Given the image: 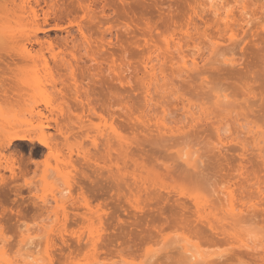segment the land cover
Returning a JSON list of instances; mask_svg holds the SVG:
<instances>
[{"label": "rangeland", "instance_id": "rangeland-1", "mask_svg": "<svg viewBox=\"0 0 264 264\" xmlns=\"http://www.w3.org/2000/svg\"><path fill=\"white\" fill-rule=\"evenodd\" d=\"M101 1L96 6L91 5L87 9L88 14L77 0H60L61 12L57 16H50L51 25L47 27V32L45 29L43 33H38L42 39L51 41V46L47 47L49 49L44 48L46 51L41 52L45 51V59L39 57L40 61L27 62L29 64L25 66L28 69L27 91L25 88V93L19 91L22 92L21 96L0 99V140L9 138L15 132L27 133L35 138L33 142L15 140L11 147L0 148L1 164L5 165L7 160L9 162L13 153L19 162L15 160L17 175L15 179H10L13 183L11 188L17 192L0 190L6 193L0 194V230L4 232L5 240H8L5 244H13L11 248L17 250V243L24 230L30 228V231H37V234L45 228L48 232L55 230L51 233L57 246L54 244L53 248L50 247L55 255L53 264H91L89 260L97 256L101 259L99 264L123 259L128 263L134 260L133 263L137 264H202L185 258L180 250L184 244H189L191 250L202 251L207 255L213 253V258L220 262L216 261V264H264V252L258 253L262 248L253 251L242 245L244 241L264 239V197L261 196L264 191V158H260L259 153L252 149L253 146H249L251 150L243 153L237 141H228L227 146L222 148L218 143L215 126L210 122L217 118L210 121L203 118L197 126L187 127V131L191 132L188 135H174L169 139V136L164 138L154 133L156 131L152 135V132L146 130V133H151L146 135L139 120L133 119L135 116H124L119 103V99L127 100L129 110L136 115L146 110L147 93L142 84L145 85L144 60L150 46L154 49L160 47L159 53L167 55L170 52L167 40H180L179 37H182L181 43H186L188 39L184 40L183 31L189 26L191 18H194L199 28L197 30L200 31L198 35H201L197 41L201 47L204 46L207 59L199 64L201 69L197 70L203 74L194 72L190 78L184 75L183 78L176 74L177 69L171 66L169 59L164 65L161 62L163 68H166L165 74L174 82L173 87L172 84L170 86L172 92L178 87L176 91L182 94L175 91L172 96L170 91L168 95L172 97L167 98L164 97L168 96L167 92L164 94L159 89H152L153 97L157 101L167 100L171 112L180 106L176 108L174 104L177 103L175 97L181 95L197 104L204 102L207 112H218L220 110L215 102L222 95L226 112L233 111V115L238 116L244 111L248 117L245 122H251L248 126H255L264 132V26L261 25H264V0H253L256 2L249 8L251 12L256 10L253 11L257 16H254V24L244 29L237 27L236 40L222 42V48L212 54L208 52L206 43L210 45V37L221 39L224 31L221 33L214 23L209 22V25L204 22L210 16L204 6L206 0H108L105 7L107 14L102 13L105 2ZM150 20L151 26L148 25ZM148 26L150 29L152 27V31ZM80 27L93 41L99 40L93 44L91 51L97 52L100 60V50L106 48V51L112 52L116 58V74L110 75L104 65L99 66L90 60L83 49L80 48L82 52H78L82 43L79 40ZM36 28V25L26 22L18 30L21 34H28ZM191 30L192 33L196 31L194 26ZM103 35L108 36V41L112 42L107 45L105 37L106 41L102 40L105 41V47L102 49ZM198 35L194 36L198 38ZM24 43L31 47L28 41ZM36 48L39 49L34 46L33 51ZM184 48L189 50L193 47L186 45ZM68 50H74L77 58H71ZM39 52L36 50L33 53ZM53 53L62 54L54 56ZM123 60L129 64V70L125 73L129 75V83L125 89L116 80L120 73L117 65ZM205 91L210 92L202 95ZM176 93L179 95L176 96ZM77 95L83 102L94 106L95 110L83 109L75 100ZM112 97H116L117 102ZM179 99L182 100L178 98V102ZM158 106L155 105V108ZM177 112L175 110V116ZM244 114L238 117L244 119ZM174 115L168 117L176 119ZM110 125H115L117 135L127 134L129 137L130 149L126 158L128 174L125 172L127 179H123L125 183L121 179V182L119 179L115 181L114 174L112 180L110 175L117 155L115 150L108 151L105 145L106 135L111 131ZM42 132L48 135L50 148L38 144L37 138ZM248 136L246 134L243 138L248 137L252 142ZM189 154L193 155V160L196 158L199 161L197 169L184 161ZM181 155H185V158H181ZM241 164L243 175L238 170ZM1 171L8 178L11 177L9 170ZM260 187L263 190L261 195ZM230 189L235 192L237 199L241 197L240 194L246 197H242L243 200L235 197V205L241 206L242 201H256L257 212L241 228L238 227L240 229L229 228V231H223L220 225L224 218L230 216V201H226ZM241 190L249 192L243 195ZM61 191L69 198L65 203L57 204L53 195H60ZM252 194L253 199H250ZM255 195L261 198L258 197V200ZM46 196L51 201L45 205L42 199ZM259 202L262 208L258 207ZM201 210L208 216H200ZM10 214L14 217L8 222ZM208 217L212 219L214 227L218 225L217 228L210 226ZM39 234L41 236L37 239L42 240L40 253H43L44 232ZM239 237L245 240L241 241ZM94 241L99 242L97 248L92 245ZM11 248L6 247L9 251Z\"/></svg>", "mask_w": 264, "mask_h": 264}, {"label": "bare ground", "instance_id": "bare-ground-1", "mask_svg": "<svg viewBox=\"0 0 264 264\" xmlns=\"http://www.w3.org/2000/svg\"><path fill=\"white\" fill-rule=\"evenodd\" d=\"M87 1H89L90 3L88 2V4H85V3H87ZM87 1L86 0H77V2L79 3V5L81 7L84 6L85 10L90 9L89 7L91 5L96 6V4L99 1H101V0H87ZM106 1H108V0H104L105 3L103 5L104 7H102V13L103 12H105V13L107 12V10H105L106 9L105 8L106 7ZM101 2L103 3V1H101ZM255 2L256 1H253V0H206V2L204 3V6L207 7L206 8L207 12H209L210 16L211 15L212 16L211 17L209 16V18H208L207 15H206L207 20L204 21V22L206 24H208L209 22H211V24L214 23L215 27L216 26H217V28L219 27L218 30L220 32L222 31L221 33H223V31H224V34L223 35L221 34L222 38L219 36L221 39H218V38L215 39V37H213L214 38L213 39V38L210 37V41H209V42H211L210 45L209 44L207 45V43H206V46H207L206 48L208 49V52L210 51V53L212 54V53H215V52L219 51L222 48V44H223L222 42L235 41L237 36H238V32H237L238 28L240 27L241 29H244L245 26L247 27L253 22L254 16L256 15V12H253V11H256V10L253 9V11L251 12V10H249V8L251 7V4L254 5ZM232 4H234V5H232ZM263 4H264V1H263ZM100 6H101V4H100ZM263 6H259V7L262 8ZM92 10H93V8H92ZM59 12H61L60 0H0V99L2 97H10V96L13 97L14 95L15 96H21L22 92H19V91L23 90L24 93L27 91L28 75L26 73H28V69H26V67H25L26 64L28 65L29 63L37 62L39 57H43V59H45L44 58L45 57L44 53H45L46 50L44 48H47V47L51 46V41L50 40L46 41L48 39H45V40L42 39L40 37V34H38V33H40V32L43 33L45 31V29H46V32H47V27L51 25L50 16L52 14L57 16L59 14ZM87 13L89 14V11ZM257 14H259V12H257ZM95 17L96 16H94V18H93V16H91L90 18H93L95 20V19H97ZM255 17H257V16H255ZM26 22L28 24L32 25V26L36 25L37 28L34 29L33 31H31L28 34L27 33H22L21 34L19 32V30H18V27L23 25ZM211 24L209 23V25H211ZM252 24H254V23H252ZM144 25H145V23H144ZM148 25L151 26V20H150V22H148ZM188 25H187L188 26L187 29L183 31L184 40L188 39L186 41V43H181L182 42L181 41L182 37H179L180 40H177V39H173L172 41L167 40V43H166L167 49H170L169 53L166 52L167 55L165 53L163 55V52H162V54L159 53L160 51H158V50H160L159 49L160 47H157L155 45V47H157V48L154 49V47L152 48L149 45L151 49L149 50V54L147 53L148 55H147L146 59L144 60V62L146 64V66L144 68L146 76H144V77H146V79L144 77H142V78H144V82H145V85L144 84H142V85H143V87L144 86L146 87V89H145L146 92L145 93H147L146 95L144 94L145 98L147 100V103H146L147 104L146 105L147 108H146V110L144 109L143 112L141 111L142 113H140L139 115L138 114L136 115L135 112H131L129 110V106H128L127 100H125V99L123 100V98H122V99H119L120 101L118 100L120 105H121V107H122V108L120 107V109L122 111L124 110V112H122V113L125 114L124 116H127V115H130V117L131 116H133V117L135 116L134 118L133 117H131V118H133V119L136 118V120H139L140 124H142V126L144 127V128L143 127L142 128L145 129L144 130L145 133H146V130H147V131L152 132V135H153V132L156 131L154 133H158V135H162V136H164V138H166V137L168 138V136H169V139H171L172 138L171 136H174V135H176V136H180V135H184V134L188 135V133H191V132L187 131V127L188 126L189 127L197 126V123L200 122L201 120H203V118H204L205 121L206 120L208 121V119L210 121V119L213 120V119L217 118L216 120H213V121H210V122H211L212 125L215 126L214 128L216 129L217 134H218L217 136L219 138L218 143H220L222 145L221 146L222 148H223L224 145L227 144L226 142H228V141H237L241 145V148H242L241 150H244L243 153H245V151H248L251 148L249 146H253L252 149L256 150L259 153L260 158H262V157L264 158V132H263V130L261 131V129H256L255 126H248L251 122L250 121L245 122V120H247L248 117L246 116V113L244 114V111L240 112L238 114V116L244 114V116H245L244 119L233 115V113H232L233 111L226 112L223 109L224 108L223 107L224 106V102L223 101H224L225 98H222L223 97L222 95H221L222 97L219 96L217 101L215 102V104L217 103V106L219 108L218 110H220V111L217 110L218 112H215L216 110L215 111L211 110L212 112L211 111L207 112L208 110L205 109L206 107H204V102H203V104H200V103L197 104V103H194V102H192L191 100H189V99H187L185 97L183 98V95H181L182 97H180V96L179 97H175V98H177L176 99L177 103L174 104V100H173V104L176 105V108L180 105L178 107V109H175V110H178V112H179V113L178 112L176 113L177 118L174 115L175 110H174V112L173 111L171 112V110L169 111V109L167 107L168 104H166L168 102L167 100H166V102L164 101L165 102L164 103L163 101H160V100L157 101V99L155 100V98L153 97L154 94L152 95V92H153L152 89H155L156 91L161 90L162 93H164V94L167 92L166 93L167 95H168V93L171 94V92L173 91L170 88V86L172 84V87H173L174 82L168 78V75L165 74L166 73L165 66L163 68V65L168 62V59L170 60L169 63L172 64L171 66L174 65L173 68L176 67V69H177L176 70L177 71L176 74H178V76H180V77L182 75L183 78H185L184 76H187L188 78H190L192 76L191 74L194 73V72H197L198 68H200L199 64L202 61L205 60V62H206V60H207V59H205V55H206L205 50L203 51V49H205V48H203L204 46L201 47L200 46V42L198 43V41H197L201 37V35H198L200 31L198 32L199 28H197L198 25L195 22V19L191 18V21H190V23ZM261 25L264 26L262 23H261ZM150 26H148V29H150ZM192 26H194V28L196 29L197 34H196V31L194 32L195 34L192 33V30H191ZM220 27H222V28H220ZM151 29H152V27H151ZM182 29L183 28H181V30ZM80 33H81V35H80L81 39L79 38V40L82 41V43H81L82 47L79 44L80 47L78 48V50L80 48L83 49L85 51V54H87L86 56L88 58H90V60L96 62L99 66L100 65H102V66L104 65L105 71L109 72L110 75H112V73L116 74L118 72L117 68H116V58L112 54V52H108V51H106V48H104L105 47L104 43H105V41H106L108 36L107 37L104 36V35H103L104 37L101 36V38H102L101 39V42H102L101 43V47H102V49L104 48L105 50L104 51L100 50V52L102 51L101 56H100V58H102V60H100L98 58V55H97L98 53L91 51L92 48H93V44L94 43H98V42H96L98 39L93 41L91 36H87L85 31H83V29L81 27H80ZM145 33H147V32H145ZM70 34H71V32H70ZM111 35H110V39L112 38ZM194 35H196V37L198 35V38H196ZM202 35H204V34H202ZM217 35H219V34H217ZM105 37H106V39H105ZM145 37H146V35H145ZM73 38H75V37H73ZM65 39H67V38L65 37ZM103 39L105 40L104 42L102 41ZM108 40L109 39H107V41H106L107 45L110 42H112V40H110V41H108ZM175 40H177V41H175ZM25 41L26 42L28 41L29 45L31 47L27 46V44L24 43ZM72 41H74V40H72ZM46 42H47V46H46ZM48 43H50L49 46H48ZM76 43H77V41H76ZM186 45L189 46V47L191 46L193 48L187 50V49L184 48ZM34 46H36V47L38 46V48L40 49V52H39V49L36 48V50L40 54L33 53V52L36 51V50L33 51ZM48 49L49 48H47V50ZM42 50H45V51H44V53L41 54V52H43ZM80 51L81 50H79L78 52H80ZM67 53H69L71 55V58H74V59L77 58L76 53L74 52V50H68ZM53 54H54V56H60V54H62V53H56V54L53 53ZM168 54H169V56H168ZM124 60L121 61L119 63V65H117L120 73L117 74L118 75V79H116V80H119L121 82V84L123 85L122 87L125 89V87H126L125 85L129 83V75L125 74L129 70V64L125 63ZM38 61H40V60H38ZM27 62H29V63H27ZM161 62L163 63V65H162ZM160 63H161L162 66H160ZM209 63H211V62H209ZM21 67H22V69H21ZM17 72H18V74H17ZM20 72H21V75L19 74ZM198 72H200V70ZM198 72L196 74H198ZM173 73H175V71ZM25 74H26V76H25ZM196 74H193V75L195 76ZM201 74H203V73H201ZM178 76L176 75V77H178ZM173 77H175V76H173ZM196 80H199V79L197 78ZM141 81H142V79H141ZM196 82H195V84H196ZM22 86H24V87H22ZM196 87H197V85H196ZM200 87H202V86H200ZM206 88H208V87H206ZM15 89H18V90H15ZM176 89H178V87H176ZM176 89H175V91H176ZM209 90L211 91L210 88H209ZM161 91H160V93H161ZM175 91L172 92V96L175 94ZM202 91H203V89H202ZM176 92L179 93L181 91H176ZM209 92L205 91V92L202 93V95L204 93H209ZM116 93H118V92H116ZM164 94H162V95H164ZM181 94H182V92H181ZM112 95H113V93H112ZM115 95H117V94H115ZM177 95H179V94L176 93V96ZM172 96L171 95L170 96L169 95L168 96L164 95V97H167V98L168 97L171 98ZM178 98H182V100L179 99L180 102H178ZM115 99H116V97L113 98V100H115ZM75 100H77L78 103L80 105H82L83 109H86L88 111H94L95 110L94 106H91V104L89 102H87V103L83 102V100H81L79 95H77V97H75ZM164 100H165V98H164ZM115 102H117V101L115 100ZM114 103H112V104H114ZM122 104H123V106H122ZM158 104H159V106H158ZM155 105L158 106V108L157 107L155 108ZM226 105L227 104L225 103V106ZM153 106H154V108H153ZM205 106H206V104H205ZM113 113H114V111H113ZM224 113H226V114H224ZM123 114L121 116H123ZM212 114H214V115L211 116ZM168 115H171V116L174 115L173 117H175L176 119L172 120L171 119L172 117L171 116L168 117ZM167 118L171 119V121H168ZM125 119H127V117ZM128 119H129V117H128ZM154 119H156V121ZM152 121H154V122H152ZM230 122L233 123V126H231L232 124ZM113 124H114V122H113ZM181 124H183V125H181ZM236 125H238V126H236ZM114 126L110 125L111 131H109V133L106 135V138H105V145H106L108 151L115 150V152L117 154L116 157H115L116 161H115V163H113V164H115V166L110 169V171L111 172L113 171V172L111 173L109 171V173H111L110 175L114 174L115 181H116V179H119V181L121 179L122 182H124L123 179H127V178H125V175L127 176V174H128V172H127L128 170H126L127 169V167H126V165H127L126 164L127 163L126 158L128 157V153H127L128 149H130L129 146H128L130 141H129V137L125 133L124 134L126 136L125 135H117L116 132H115ZM138 126H139V124H138ZM245 128H246V130H245ZM141 131H142V129H141ZM195 131L197 132V130H195ZM150 132H147V133L151 134ZM225 132L227 134H223ZM147 133H146V135H147ZM242 134H243V136H245L246 134H247V136L250 135V137L252 139V142L249 140L250 139V138H248L249 136L246 139V138H243V136H241ZM149 136H151V135H149ZM159 137L161 138V136H159ZM48 138H49L48 135L45 132H42V134L37 138L38 144L41 145V146L50 148V142H49ZM228 139H230V140H228ZM15 140H22V141L26 140V141H29V142H33L35 140V138L32 137L30 134H27V133L15 132V133L11 134L9 136V138L4 139V140H0V148H2V149L9 148V146ZM115 146L117 148H115ZM229 149H231V147ZM112 152L110 153V155L113 154ZM193 153H191V154H193ZM258 153H257V155H258ZM13 154L9 158L10 159L9 162L7 160V163L5 165L0 163V190H3V189H7L8 190L9 189L8 193H10L12 190H14V189L11 188V185L13 183L11 184L10 179L14 178L15 175H17L15 173V168H17V166H16L17 164L15 165V160H17V159H15ZM185 155L187 156V154H185ZM185 155H183V156H185ZM183 156L181 158H185ZM21 157H23V156H21ZM192 157H193V155L191 156L189 154L188 157L184 159V161L188 165H190V166H192V167L197 169V167H199L198 166V162L199 161L195 160L196 158L193 160ZM16 158H17V156H16ZM23 158H21V159H23ZM121 162L124 164V168H122L123 164L121 165L120 164ZM16 163H19L18 160L16 161ZM120 165H121V167H120ZM240 166L241 167L238 168V170H240V172H241V171H243L242 170L243 169L242 164ZM1 169H3V170L5 169L7 171L9 170L11 172V177L8 178L4 173H2ZM122 169H124V170H122ZM191 169H193V168H191ZM114 171H116V172H114ZM125 172L127 174H125ZM123 174H124V176H123ZM240 174L243 175L244 173L241 172ZM111 177H113V175ZM113 179H114V177L112 178V180ZM129 185H131V184H129ZM142 186H144L143 182H142ZM252 186H253V184H252ZM138 187H140V186H138ZM146 188H147V185H146ZM231 190L232 189H230V191H228V193H229L227 195L228 197L226 196L227 197L226 201H230L229 205H230L231 209L230 210L228 209V212L230 211L229 212L230 216L227 215L228 217L224 218L225 220L220 225V227H221V229H223V231H226V230L229 231V228L230 229H234V230L237 229L238 227L241 228L242 225L246 221H248L249 217L252 216L255 213V211H256L255 208L257 207V202L256 201L252 202V200H250V199H253L254 192H251V193H253L251 195L252 198H250V199L248 198V200H250L251 202L248 201L249 203H243V201H242L243 204L241 203V206L240 205L237 206V205L234 204L235 203L234 201H236L235 200L236 195H234L235 192H231ZM261 190H262V188L259 189V193H260V194L258 193L259 195H261V193L263 191V190L262 191ZM14 191L17 192L16 190H14ZM139 191L140 190H138V193H139ZM250 191H252V190H250ZM2 192L4 193V191H2ZM2 192H0L1 195H2ZM246 192H249V191H245L244 192V190L243 191L241 190V193L243 195ZM4 194H6V193H4ZM140 194H142V193H140ZM263 194H264V191H263ZM263 194L261 195L262 197H264ZM147 195H148V193H147ZM248 195H246V196H248ZM149 196H150V194H149ZM240 196L241 197H238V199L241 198L243 200L244 198H242V197H245V195L242 196L241 194H240ZM4 197L5 196H3V198ZM258 197L261 198L260 196H256L255 198L258 199ZM68 198H69V196L64 194L62 191H61L60 195H58V194H54L53 195V200L57 204L65 203ZM7 199H8V197H7ZM236 199H237V197H236ZM257 199H255V200H257ZM11 200L12 199L10 198V201ZM50 201H51V199H49L47 196L43 197V199H42V202L45 205L50 203ZM11 202H13V201H11ZM137 202H138V200H137ZM260 202H259V205H260ZM135 204H137V203L135 202ZM199 205L201 206V204H199ZM200 206H198V211H199L198 213H200V208H199ZM258 207H261V205L258 206ZM211 210H213V209H211ZM202 212L203 211L201 210L200 216L201 215L202 216L205 215V213H202ZM211 212H213V211H211ZM207 216L205 215V217H207ZM13 217L14 216H11V214H10V216L8 218V220H9L8 222L13 220L12 219ZM209 220H210V218H209ZM211 220H210V226H212L213 229L217 228L218 225H217V227L216 226L214 227L213 223H211ZM11 224H12V222H11ZM240 228H238V229H240ZM27 229L28 230H26V231L24 230V233L23 232L21 233V236H20L21 238H20V240L17 243V246H18L17 250H14L13 248H11V246L13 244H11V246H10V244L9 245L5 244V242H7L8 240H5L6 237H4V232H2L0 230V264H53L54 263L53 262L54 261L53 258H55L54 257L55 255L53 253L54 251L52 252L51 251L52 249H50V247L53 248L54 244L57 246L56 240L54 238V235L51 233V232H54L55 230L51 228L52 231L48 232L49 230L47 231L45 228L44 229L42 228V230L39 231V233H42V231L44 232V238L43 239L45 240L44 252L40 253V246L42 244L41 243L42 240H40L41 238L39 240L37 238L40 237L41 234H39V233L36 234L35 232H37V231H35V232H33V230L30 231V228H27ZM63 237L64 236L62 235V239H64ZM244 240L245 239H243V238L241 239V241H244ZM79 241H81V240H79ZM250 242H252V243H250ZM250 242L249 241L248 242L244 241L243 242L244 244H242V245L246 246L249 249H252L253 251L258 250L259 247H260V248H262V250L261 251L258 250V253L261 254L262 252H264V239H260V238L258 240L257 239H253ZM92 243H93L92 245L94 247L99 246L98 245L99 242H97V241H94ZM188 245L189 244H186V245L184 244V245H182L180 247V250L182 251V253L185 256V258H187V260L189 259L193 263H198V262L201 263L202 262V264L203 263L216 264L215 263L216 261L219 262V260H216V258H213V253L207 255L206 253H204L202 251H197L195 249L191 250V248H189L190 245L189 246ZM8 246L11 248L10 251L6 249V247H8ZM93 246H92V248H94ZM217 255H219V254H217ZM97 257L93 258V260L89 258L90 259L89 263L91 262V264H99L101 259L99 257L98 258ZM125 260L123 259L122 260L123 262L119 261L121 263H119L118 261L112 262V260H111V263H106L105 262L103 264H137L135 262L133 263L134 260L132 261V263L131 262L128 263V261L124 262ZM116 262H118V263H116ZM218 262H217V264L220 263V262L219 263Z\"/></svg>", "mask_w": 264, "mask_h": 264}]
</instances>
